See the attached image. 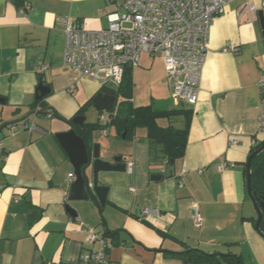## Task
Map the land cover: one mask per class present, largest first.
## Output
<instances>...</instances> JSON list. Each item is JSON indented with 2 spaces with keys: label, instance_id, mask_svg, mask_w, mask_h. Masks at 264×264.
<instances>
[{
  "label": "crops",
  "instance_id": "crops-1",
  "mask_svg": "<svg viewBox=\"0 0 264 264\" xmlns=\"http://www.w3.org/2000/svg\"><path fill=\"white\" fill-rule=\"evenodd\" d=\"M245 4L264 8V0H234L210 28L199 100L183 105L193 109L187 151L172 176L151 178L163 166L143 138L127 140L123 162L134 161L133 172L99 173V183L109 187V209H101L105 226L95 207L69 201L73 167L56 133L70 127L40 119V130L31 131L14 121L32 110L41 82L51 89L43 100L49 110L67 118L99 91L98 82L63 65V18L101 29L109 24L111 7L107 0H0V95L6 99L0 104L12 107L6 119L0 107V123L15 126L0 136V264H81L88 244L78 220L103 235L119 229L116 237H107L112 264H190L172 254L186 248L243 258L235 248L249 236L258 237L251 218L257 219V211L242 167L264 141V38L258 12L256 17L248 10L239 14ZM21 6L29 10L21 13ZM230 43L238 51L224 50ZM168 92L171 97L170 81ZM194 204L204 219L200 229L194 226ZM33 205L42 214L31 222ZM143 208L161 213L143 217Z\"/></svg>",
  "mask_w": 264,
  "mask_h": 264
},
{
  "label": "built area",
  "instance_id": "built-area-1",
  "mask_svg": "<svg viewBox=\"0 0 264 264\" xmlns=\"http://www.w3.org/2000/svg\"><path fill=\"white\" fill-rule=\"evenodd\" d=\"M234 0H107L111 7L106 12L107 27L88 29L77 20L64 17L65 50L63 65L75 69L83 77L93 79L100 86L118 87L126 68L137 67L141 55L162 58L171 87V98L175 106H195L199 100L200 81L209 46V32L217 17L225 12ZM21 13L28 6L19 7ZM248 10L252 16L259 9L254 4L241 7L240 15ZM230 43L226 51H238ZM47 67H41V71ZM264 85V76L261 78ZM109 110L100 113L99 120L109 122ZM28 130H40L34 121L25 120ZM15 126H11L14 132ZM108 134V129H103ZM261 131L264 133V117ZM237 143L235 136L230 137ZM1 148V145H0ZM134 161L127 162V170L133 172ZM227 163L219 165L223 168ZM165 174L166 169L162 168ZM69 184L75 176L69 173ZM182 186V184H181ZM135 190L134 188H131ZM193 220L197 229L202 228L204 219L198 204H194ZM161 211L143 208L142 216L159 215ZM78 220V219H77ZM79 231L87 233L86 251L80 257L81 264H112L109 250L112 242L96 228L78 220Z\"/></svg>",
  "mask_w": 264,
  "mask_h": 264
},
{
  "label": "trees",
  "instance_id": "trees-1",
  "mask_svg": "<svg viewBox=\"0 0 264 264\" xmlns=\"http://www.w3.org/2000/svg\"><path fill=\"white\" fill-rule=\"evenodd\" d=\"M133 70V67L126 68L123 80L118 87L104 85L99 89V91L117 97L114 107L108 111L109 122L107 124L100 120L98 122H88L86 120L83 126L74 125V127L86 139L89 149H93L91 143L94 131L108 129L111 125H115L117 134L122 139H148L151 142L152 157L155 162L160 163L165 169H172L175 163L186 154L193 109L186 106H170L161 109L154 107V102L136 105L133 101ZM41 81H43V78H41ZM120 97H123L121 101H119ZM92 98L81 106L76 115H86L88 107L93 105ZM43 100L36 102L32 109L36 108L37 105L40 106L41 110L49 109ZM162 119L167 120L168 123L166 125L161 124L160 120ZM176 122L178 125H175ZM2 125L0 123V127ZM124 134L125 138H123ZM263 142L254 147L251 153L258 149ZM242 169L245 177H247V161L244 162ZM251 171L253 192L256 194L264 191V151L253 158ZM93 200L98 203L97 198L94 197ZM31 210V222H33L41 216L42 211L35 205L31 207ZM251 218L256 221L254 217ZM118 232L119 229L115 231L106 229L104 234L106 237L114 238L118 235ZM172 254L179 256L190 264H244L243 258L239 254L211 253L199 248L172 251Z\"/></svg>",
  "mask_w": 264,
  "mask_h": 264
},
{
  "label": "water",
  "instance_id": "water-1",
  "mask_svg": "<svg viewBox=\"0 0 264 264\" xmlns=\"http://www.w3.org/2000/svg\"><path fill=\"white\" fill-rule=\"evenodd\" d=\"M259 22L261 25V29L263 32L264 38V8L258 11ZM102 86H100L101 88ZM99 88V89H100ZM51 89L41 82L36 91L35 101L44 99L49 93ZM117 97L113 94L104 93L103 91H98L92 98L93 106L97 109L99 113L110 110L114 107L116 103ZM5 98L0 95V102L4 103ZM41 114V115H50L51 117H56L60 120H63L57 112H52L49 109H32L27 112L23 117L14 121L21 122L27 120L32 115ZM87 120L85 115L78 114L73 119L65 120L69 124L70 129L65 131H59L56 133V138L63 147L64 151L69 157V160L73 167V174L75 179L70 185V200H87V199H98L97 207L99 211L106 205L108 200V192L109 187L106 185H102L99 183V172L101 171H126L127 164L123 162V157L118 156L115 158V162L111 163L108 161H104L100 157V146L96 145L93 149H89V145L86 139L80 135L74 125L83 126L84 122ZM12 123H4L0 127V132L7 126ZM125 138V134L123 135ZM264 151V142L263 144L256 150H254L247 159V187L249 195L254 203V206L257 211V219L255 223L256 229L263 234L264 236V200L259 201L255 197V193L252 190V160L254 157L259 155ZM93 166V176H88L86 173L89 165ZM171 177L172 171L171 168H167L165 175L162 174H154L152 175L153 180H161L163 177ZM264 176V175H263ZM68 213L72 217H77L78 212L76 209L71 207L70 205L66 206ZM105 226L107 222L104 221ZM263 225V226H262Z\"/></svg>",
  "mask_w": 264,
  "mask_h": 264
},
{
  "label": "rangeland",
  "instance_id": "rangeland-1",
  "mask_svg": "<svg viewBox=\"0 0 264 264\" xmlns=\"http://www.w3.org/2000/svg\"><path fill=\"white\" fill-rule=\"evenodd\" d=\"M133 77H134L133 101L136 105L150 104L154 102L153 103L154 107L161 109L169 108L170 106L173 105L172 98L168 97L169 79L162 58L159 57L154 58L147 53H143L141 55L140 64L138 65V67H134ZM88 99H89L88 97L84 99L83 104L87 102ZM122 99L123 97H120L119 101H121ZM14 100H16V98H14ZM0 107L4 108V114H3L4 119L10 118V115L12 114L11 113L12 107L9 104H0ZM57 113L61 117H63V120H60L56 117L46 118L47 115H41V114L32 115L30 116L29 120L34 121L36 125L39 127V124H41L40 119L41 121L42 119H46L47 122L51 123V125L53 126L59 125L63 128L65 126L69 127V124L65 120L73 119V117L76 116L75 114L67 118L64 115H62V113L60 112ZM85 116L88 122H98L100 113L93 105H91L88 107ZM24 122L25 120L21 122H17L15 124H17L19 127H22L24 126ZM4 123L5 121H3V123L1 124ZM160 123L166 125L168 121L162 119L160 120ZM175 125H178V123L176 122ZM10 126L12 125L5 127L0 132V136L6 134ZM92 139L93 140L91 144L93 151L95 146L99 145L100 157L102 160L112 163L115 162V158L118 156H122L123 161L128 158V154H129V150L127 148L128 141L118 136L115 125H111L110 128H108V134H106L103 130L100 129L94 131ZM120 172L121 171H101L99 173H103L102 175L104 176V175H113L114 173H120ZM86 173L88 176L91 177L93 176V166L91 164L87 168ZM69 201L75 202L76 200L69 199ZM76 202L80 203L82 206L85 207H95V209H97L100 214L101 221L103 222L104 220L107 221L105 215L101 213L102 211H99L97 207V203H95L93 199L90 198L87 200H77ZM106 208L109 209V206L103 207V209ZM97 231L99 232V230ZM254 231L258 238H256V236H254V238L249 236L248 238L245 239V241L241 242L237 248H235V250H238L237 252H243L244 264H264V236L256 229L255 226H254Z\"/></svg>",
  "mask_w": 264,
  "mask_h": 264
},
{
  "label": "flooded vegetation",
  "instance_id": "flooded-vegetation-1",
  "mask_svg": "<svg viewBox=\"0 0 264 264\" xmlns=\"http://www.w3.org/2000/svg\"><path fill=\"white\" fill-rule=\"evenodd\" d=\"M35 109H36V108H35ZM39 110H41V109H39ZM255 197H256L259 201L264 200V191L257 192V193L255 194ZM262 226H263V225H262Z\"/></svg>",
  "mask_w": 264,
  "mask_h": 264
}]
</instances>
